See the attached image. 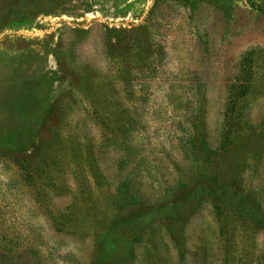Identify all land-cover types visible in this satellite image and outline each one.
Wrapping results in <instances>:
<instances>
[{"label":"rangeland","instance_id":"rangeland-1","mask_svg":"<svg viewBox=\"0 0 264 264\" xmlns=\"http://www.w3.org/2000/svg\"><path fill=\"white\" fill-rule=\"evenodd\" d=\"M0 264H264V0H0Z\"/></svg>","mask_w":264,"mask_h":264}]
</instances>
